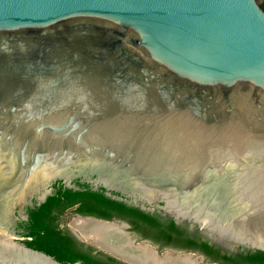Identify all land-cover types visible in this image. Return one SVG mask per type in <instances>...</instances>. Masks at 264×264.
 Here are the masks:
<instances>
[{
    "label": "water",
    "instance_id": "1",
    "mask_svg": "<svg viewBox=\"0 0 264 264\" xmlns=\"http://www.w3.org/2000/svg\"><path fill=\"white\" fill-rule=\"evenodd\" d=\"M58 180L264 253V0H0V264H67L20 231ZM77 219L124 263L203 264Z\"/></svg>",
    "mask_w": 264,
    "mask_h": 264
},
{
    "label": "trees",
    "instance_id": "2",
    "mask_svg": "<svg viewBox=\"0 0 264 264\" xmlns=\"http://www.w3.org/2000/svg\"><path fill=\"white\" fill-rule=\"evenodd\" d=\"M79 204L78 213L84 216H94L99 219L112 221L122 219L133 225V230L155 242L165 240L174 231L172 221L160 222L158 217L146 214L138 208L130 207L126 203L111 200L103 193L91 191L64 190L58 187L57 192L37 208L29 209V219L20 221L21 235L24 242L31 248L42 251L55 259L67 264H123L105 253L94 254L91 247L80 242L68 229L63 228L61 215L63 206ZM60 210L59 215L53 211ZM163 238V239H162ZM165 244L172 243L167 240Z\"/></svg>",
    "mask_w": 264,
    "mask_h": 264
},
{
    "label": "flooded vegetation",
    "instance_id": "3",
    "mask_svg": "<svg viewBox=\"0 0 264 264\" xmlns=\"http://www.w3.org/2000/svg\"><path fill=\"white\" fill-rule=\"evenodd\" d=\"M54 183L55 184H54L53 192L51 195L47 196L46 201L48 200L50 196H53L57 192L58 187L62 186L64 190H72L74 192L91 191V192L103 193L106 197L110 198L111 200L126 203L130 207L138 208L140 211L146 214L152 215L153 217H158V220H160V222L172 221L173 223H175V226H176L174 228V231L170 230V234L167 236L165 240H162L161 242H155V240L149 237H145L143 234L139 233L138 231L133 230V225L129 221L122 220V219L112 220L115 222L126 223L129 226V231L134 234V236L138 239V241H147L148 243H150L152 247L156 248L160 252L171 250V251L191 254L195 258H197L198 261H202L203 264H264V253L263 252L250 251V250H245L241 248H238V249L237 248L236 249L227 248V247L221 246L211 241L206 236H204L198 230L197 227H194L186 223L178 224L175 221V219L168 217L166 215H163L161 213H158L151 209L143 210L140 206L135 205L132 201H129L127 199H124L112 193H109L105 190H102L100 188L87 184L83 181L71 180V185H68L65 180H58ZM37 204H38V198L34 199L23 212L24 215L28 216V219L30 215L29 209L40 207V206H37ZM78 207H79V204H76L74 206H68V205L63 206L61 208V210H63V214L61 216L64 217L65 214L69 213V214L74 215L77 218L78 217L96 218L94 216H84L78 213L77 211ZM59 211L60 210L53 211V215H59ZM28 219H23L21 217V221L28 220ZM96 219H99V218H96ZM99 220H104V219H99ZM105 221H108V220H105ZM22 231L23 230H21V232ZM70 233L72 234L71 231ZM167 240H169L172 243V245L165 244L164 242H166ZM88 247H91V246H88ZM91 248L94 250L93 252L94 254L104 253V252L97 251L93 247ZM120 262L123 264H128L122 261Z\"/></svg>",
    "mask_w": 264,
    "mask_h": 264
},
{
    "label": "bare ground",
    "instance_id": "4",
    "mask_svg": "<svg viewBox=\"0 0 264 264\" xmlns=\"http://www.w3.org/2000/svg\"><path fill=\"white\" fill-rule=\"evenodd\" d=\"M74 225L79 228L81 230V232L84 235H93V234H100L104 243L108 242V239H111L114 237H118L120 238V234L119 231L115 228H111V227H106V226H102L99 225L91 220H86V219H82L81 221H76L74 223ZM107 244V243H106ZM122 247H126L127 243H121L120 244ZM143 257H144V262L147 263L149 261H152V256L150 253L148 252H143ZM172 264H194L193 260H187V259H183V260H178V261H174Z\"/></svg>",
    "mask_w": 264,
    "mask_h": 264
},
{
    "label": "rangeland",
    "instance_id": "5",
    "mask_svg": "<svg viewBox=\"0 0 264 264\" xmlns=\"http://www.w3.org/2000/svg\"><path fill=\"white\" fill-rule=\"evenodd\" d=\"M54 182H52L46 189V191H49L50 189L52 190L54 188ZM44 190H42L35 199L39 198L42 194H43ZM23 216V214H22ZM82 219H77V217H75L74 215L72 214H65L64 216V219H63V228L64 229H69L70 227L71 228H74L73 224L76 222V221H81ZM84 236V235H82Z\"/></svg>",
    "mask_w": 264,
    "mask_h": 264
}]
</instances>
